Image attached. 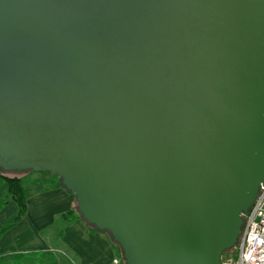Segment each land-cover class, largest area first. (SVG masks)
<instances>
[{
	"label": "water",
	"instance_id": "95a60500",
	"mask_svg": "<svg viewBox=\"0 0 264 264\" xmlns=\"http://www.w3.org/2000/svg\"><path fill=\"white\" fill-rule=\"evenodd\" d=\"M0 169L125 264H221L264 182V0H0Z\"/></svg>",
	"mask_w": 264,
	"mask_h": 264
},
{
	"label": "crops",
	"instance_id": "0c3cea01",
	"mask_svg": "<svg viewBox=\"0 0 264 264\" xmlns=\"http://www.w3.org/2000/svg\"><path fill=\"white\" fill-rule=\"evenodd\" d=\"M6 189V183L0 184V197ZM33 194H36L35 199L37 201L57 206L61 208L60 211L49 214L47 207L31 208L30 201ZM27 205L28 211L25 217L0 239V254L11 251L39 250L52 246L53 244L47 239L48 236L43 234L45 227L53 232L56 229L58 231V225L55 224L54 218L73 205V198L72 194L62 188L34 191L30 194ZM15 213L16 204L13 201L5 205L0 210V227L10 221ZM94 228L81 218L69 223L64 227L62 236L56 238L52 250L60 253H71L77 264H110L112 258L111 244L102 232L98 230L92 232ZM32 237L37 239L36 242H31Z\"/></svg>",
	"mask_w": 264,
	"mask_h": 264
},
{
	"label": "trees",
	"instance_id": "16d2710c",
	"mask_svg": "<svg viewBox=\"0 0 264 264\" xmlns=\"http://www.w3.org/2000/svg\"><path fill=\"white\" fill-rule=\"evenodd\" d=\"M17 172H7L0 169V184L6 183L7 189L0 197V210L13 201L16 204L15 216L0 227V239L11 228L15 227L26 215L28 211L27 200L30 194L34 191L49 190V189H64L58 177L48 172H39V176L30 178L28 172L22 175ZM28 181L33 183L32 188L26 185ZM65 190V189H64ZM80 215L74 205H71L65 211L57 214L54 218L55 224L58 225V231L55 237L58 239L63 234V229L66 225L80 219ZM97 231L93 229L92 232ZM111 244L116 248V257L119 264H125L120 247L112 240ZM223 252L222 257L228 251ZM221 257V258H222ZM56 254L53 250H30V251H11L0 254V264H58Z\"/></svg>",
	"mask_w": 264,
	"mask_h": 264
},
{
	"label": "built area",
	"instance_id": "2783aa9c",
	"mask_svg": "<svg viewBox=\"0 0 264 264\" xmlns=\"http://www.w3.org/2000/svg\"><path fill=\"white\" fill-rule=\"evenodd\" d=\"M243 224L233 255L221 258V264H264V182L249 210L243 214ZM110 264H119L113 258Z\"/></svg>",
	"mask_w": 264,
	"mask_h": 264
},
{
	"label": "rangeland",
	"instance_id": "374dc122",
	"mask_svg": "<svg viewBox=\"0 0 264 264\" xmlns=\"http://www.w3.org/2000/svg\"><path fill=\"white\" fill-rule=\"evenodd\" d=\"M25 172H28L29 173L28 176L30 178L39 176V172H34V171H23V172H17L16 174L22 175ZM26 185L28 187H30V188L34 187L33 186V183L31 181H28V180H27ZM35 197H36V194H33L32 199L30 201V205H31L30 207L31 208H33V207H35V208H37V207L38 208H46L47 207V209H49V211H48L49 214L52 213V212H54V211H55V213H58V211H60L61 208H58L57 206H53V205H51L49 203H45L43 201H37L35 199ZM72 198H73V205L76 207L77 206V203L75 202L73 195H72ZM84 222H86V221L84 220ZM21 228H20V231H21ZM55 231L57 232V229ZM17 232H19V231H17ZM54 232L51 229L45 227V232L43 234L46 235V236H48L47 237L48 241L51 242L53 245L52 246H47V247H45L43 249H48V250H52L53 249V246H54V244L56 242V237H55V234L56 233H54ZM102 233L109 240V242L111 244V242H112L111 236L108 233H106V232H102ZM12 234H16V233H12ZM36 240L37 239H35L33 237L31 238V242H36ZM111 249H112V258H111L110 262L113 260V258H116V248L112 244H111ZM39 250H42V249H39ZM53 252L56 254V259L59 262L58 264H77L75 262L74 256L71 253H69V252L68 253L67 252L60 253V252H57V251H53ZM230 255H233V248H232V250H230V251H228V252H226L224 254V259H226Z\"/></svg>",
	"mask_w": 264,
	"mask_h": 264
}]
</instances>
